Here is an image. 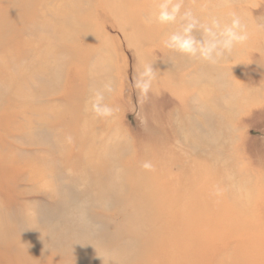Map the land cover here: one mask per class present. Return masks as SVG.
Returning a JSON list of instances; mask_svg holds the SVG:
<instances>
[{
    "label": "rangeland",
    "instance_id": "rangeland-1",
    "mask_svg": "<svg viewBox=\"0 0 264 264\" xmlns=\"http://www.w3.org/2000/svg\"><path fill=\"white\" fill-rule=\"evenodd\" d=\"M161 3L0 0V264H264V0ZM187 11L249 39L166 48Z\"/></svg>",
    "mask_w": 264,
    "mask_h": 264
},
{
    "label": "clouds",
    "instance_id": "clouds-1",
    "mask_svg": "<svg viewBox=\"0 0 264 264\" xmlns=\"http://www.w3.org/2000/svg\"><path fill=\"white\" fill-rule=\"evenodd\" d=\"M182 6L183 0H162L156 21L162 25L175 23ZM180 18L186 21L182 25L183 36L172 33L164 44L166 48L190 58L215 63L225 53H230L234 47L244 44L249 39L247 26L237 15L232 16L230 23H222L219 19L213 18L208 24H200L190 11L185 12ZM198 25L205 37L203 42L197 41L191 35ZM154 78L155 71L152 65H146L136 83V87L140 89L142 95L146 96L152 88ZM103 100L102 93L98 92L94 95L92 111L97 117H107L112 114V109L104 105ZM142 167L151 169L152 164L145 162Z\"/></svg>",
    "mask_w": 264,
    "mask_h": 264
},
{
    "label": "bare ground",
    "instance_id": "bare-ground-1",
    "mask_svg": "<svg viewBox=\"0 0 264 264\" xmlns=\"http://www.w3.org/2000/svg\"><path fill=\"white\" fill-rule=\"evenodd\" d=\"M43 1H45V0H43ZM48 1H49V0H48ZM46 3H47V2H46ZM51 3H52V2H51ZM55 3H56V2H55ZM53 4H54V3H53ZM48 6H49V5H48ZM45 8H46V7H45ZM45 8H44V9H45ZM50 10H51V9H50ZM42 12H43V11H42ZM40 14H41V13H40ZM43 14H44V13H43ZM41 16H42V14H41ZM43 16H44V15H43ZM43 16H42V17H43ZM40 18H41V17H40ZM49 18H50V17H49ZM43 20H44V19H43ZM46 21H47V20H46ZM46 21H45V22H46ZM38 24H40V23H38ZM254 27H255V26H254ZM43 28H44V27H43ZM250 28H251V27H250ZM255 29H256V27H255ZM194 30H195V29H194ZM179 31H180V30H179ZM255 31H256V30H255ZM196 32H197V31H196ZM253 32H254V31H253ZM41 33H42V32H41ZM260 33H261V31H260ZM61 34H62V33H61ZM181 34H182V33H181ZM195 34H196V33H195ZM192 35H193V34H192ZM197 35H198V34H197ZM47 37H48V36H47ZM200 37H201V36H200ZM52 38H53V37H52ZM62 38H63V37H62ZM54 39H55V38H54ZM201 40H202V39H201ZM55 41H56V40H55ZM53 44H54V43H53ZM261 46H262V45H261ZM90 53H91V52H90ZM99 53H100V52H99ZM91 54H92V53H91ZM51 55H52V51H51ZM98 55H99V54H98ZM48 56H49V55H48ZM53 56H54V55H53ZM54 57H55V56H54ZM85 57H86V56H85ZM45 58H46V57H45ZM50 58H51V57H50ZM60 58H61V57H60ZM80 58H81V57H80ZM80 58H79V59H80ZM82 58H83V57H82ZM48 59H49V58H48ZM48 59H47V60H48ZM83 59H84V58H83ZM85 59H86V58H85ZM80 60H81V59H80ZM86 60H87V59H86ZM86 60H85V61H86ZM218 61H219V60H218ZM50 62H51V61H50ZM53 62H54V61H53ZM60 62H61V61H60ZM42 63H43V62H42ZM87 63H88V62H87ZM98 63H99V62H98ZM222 63H223V61H222ZM226 63H227V62H226ZM48 64H49V63H48ZM220 64H221V63H220ZM52 67H53V66H52ZM78 67H80V66H78ZM96 67H97V66H96ZM47 69H48V68H47ZM83 69H84V68H83ZM215 69H216V68H215ZM219 69H220V67H219ZM37 70H38V69H37ZM40 70H41V69H40ZM213 70H214V69H213ZM46 71H47V70H46ZM80 71H81V68H80ZM82 71H83V70H82ZM91 71H92V70H91ZM209 71H210V70H209ZM47 72H48V71H47ZM94 72H95V71H94ZM193 72H194V71H193ZM197 72H198V71H197ZM204 72H205V71H204ZM44 73H45V72H44ZM91 73H92V72H91ZM96 73H97V70H96ZM195 73H196V72H195ZM215 73H216V72H215ZM215 73H214V74H215ZM48 74H49V73H48ZM93 74H95V73H93ZM104 74H105V73H104ZM197 75H198V74H197ZM200 75H201V74H200ZM212 75H213V74H212ZM105 76H106V74H105ZM214 77H215V76H214ZM81 78H82V77H81ZM199 78H201V76H200ZM207 78H208V77H207ZM107 79L109 80V78H107ZM202 79H203V78H202ZM204 79H205V78H204ZM211 79H212V78H211ZM44 80H45V79H44ZM108 80H107V81H108ZM195 80H196V79H195ZM205 80H206V79H205ZM205 80H204V81H205ZM213 80H214V79H213ZM213 80H212V81H213ZM80 81H81V80H80ZM209 81H210V80H209ZM56 82H57V81H56ZM200 82H201V81H200ZM200 82H199V83H200ZM81 83H83V82H81ZM102 83H103V81H102ZM203 83H204V82H203ZM83 84H85V83H83ZM87 85H88V84H87ZM90 85H91V84H90ZM57 86H58V85H57ZM97 86H99V85H97ZM46 87H47V85H46ZM93 87H94V86H93ZM95 87H96V86H95ZM204 87H205V86H204ZM198 88H199V87H198ZM91 89H92V88H91ZM199 89H200V88H199ZM86 90H87V89H86ZM94 90H95V89H94ZM196 90H197V89H196ZM196 90H195V92H196ZM200 90H201V89H200ZM20 91H21V89L19 90V92H20ZM22 91H23V90H22ZM22 91H21V93H22ZM87 91H88V90H87ZM102 91H103V90H102ZM102 91H101V92H102ZM90 92H91V91H90ZM94 93H95V92H94ZM201 93H202V92H201ZM210 93H211V92H210ZM210 93H209V94H210ZM196 94H197V93H196ZM203 94H204V93H203ZM207 94H208V92H207ZM193 95H194V94H193ZM205 96H206V95H205ZM91 97H92V96H91ZM90 99H91V98H90ZM83 100H85V99L83 98ZM87 100H88V99H87ZM213 106H214V105H213ZM82 107L84 108L83 105H82ZM82 107H81V108H82ZM86 107H87V106H86ZM210 108H211V107H210ZM80 111H81V113H82V110H81V109H80ZM87 114H88V113H87ZM81 115H82V114H81ZM226 115H227V114H226ZM225 117H226V116H225ZM224 119H225V118H224ZM221 120H222V119H221ZM228 120H229V119H228ZM81 122H82V121H81ZM81 124H82V123H81ZM226 124L228 125V123H226ZM82 125H83V124H82ZM87 125H88V123H87ZM219 125H220V124H219ZM220 126H221V125H220ZM223 126H224V125H223ZM232 126H233V125H232ZM87 127H88V126H87ZM230 127H231V126H230ZM219 128H220V127H219ZM223 128H224V127H223ZM223 128H222V129L220 128V129H221L222 131H224ZM224 129H225V128H224ZM226 129H227V128H226ZM229 130H231V129H229ZM222 131H221V132H222ZM225 131H226V130H225ZM228 132H229V131H228ZM232 132H233V131H232ZM214 133H215V132H214ZM217 133H218V132H217ZM223 133H225V132H223ZM218 134H219V133H218ZM219 135H220V134H219ZM220 136H221V135H220ZM225 136H226V135H225ZM227 136H228V135H227ZM227 136H226V137H227ZM83 137H84V136H83ZM227 138H228V137H227Z\"/></svg>",
    "mask_w": 264,
    "mask_h": 264
}]
</instances>
